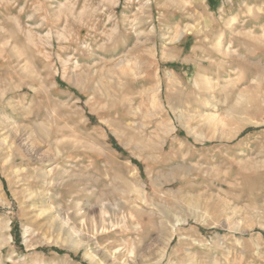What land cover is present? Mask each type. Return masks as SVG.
<instances>
[{
	"label": "rangeland",
	"instance_id": "obj_1",
	"mask_svg": "<svg viewBox=\"0 0 264 264\" xmlns=\"http://www.w3.org/2000/svg\"><path fill=\"white\" fill-rule=\"evenodd\" d=\"M0 264H264V0H0Z\"/></svg>",
	"mask_w": 264,
	"mask_h": 264
},
{
	"label": "trees",
	"instance_id": "obj_2",
	"mask_svg": "<svg viewBox=\"0 0 264 264\" xmlns=\"http://www.w3.org/2000/svg\"><path fill=\"white\" fill-rule=\"evenodd\" d=\"M12 234H13V237L16 239V238H18V235H17V231H15V229H14V231L12 232ZM17 240V239H16Z\"/></svg>",
	"mask_w": 264,
	"mask_h": 264
}]
</instances>
